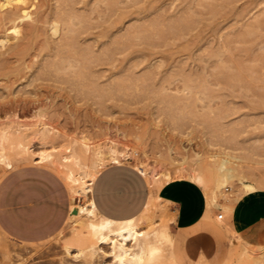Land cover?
I'll return each instance as SVG.
<instances>
[{
	"label": "rangeland",
	"instance_id": "374dc122",
	"mask_svg": "<svg viewBox=\"0 0 264 264\" xmlns=\"http://www.w3.org/2000/svg\"><path fill=\"white\" fill-rule=\"evenodd\" d=\"M112 1L0 0V22L10 8L23 13L6 25L0 56L24 42L9 61L0 59V136L22 128L35 152L57 155L73 146L81 151L83 137L91 154L115 146L119 162L145 170L152 189L174 178L194 180L208 198L204 220L213 210L205 226L176 228L167 204L151 197L139 228L168 232L173 264H264V0ZM38 19L41 29L30 34ZM216 25L222 30L214 36ZM225 160L234 176L219 189ZM34 163H0V181L35 165L56 172L72 192L57 169ZM243 182L255 190L246 192ZM89 203L77 200L63 230L44 242L0 233V264H80L64 245L82 222L99 220L85 210Z\"/></svg>",
	"mask_w": 264,
	"mask_h": 264
},
{
	"label": "crops",
	"instance_id": "0c3cea01",
	"mask_svg": "<svg viewBox=\"0 0 264 264\" xmlns=\"http://www.w3.org/2000/svg\"><path fill=\"white\" fill-rule=\"evenodd\" d=\"M151 197L167 204L173 224L180 230L198 223L199 228L205 226L212 217L213 210L204 220L208 198L199 183L174 178L152 189L146 175L127 163L116 162L103 168L90 193L96 212L118 221L139 216ZM75 202L68 185L56 172L35 165L18 167L0 181V233L26 243L49 240L66 226Z\"/></svg>",
	"mask_w": 264,
	"mask_h": 264
},
{
	"label": "bare ground",
	"instance_id": "6f19581e",
	"mask_svg": "<svg viewBox=\"0 0 264 264\" xmlns=\"http://www.w3.org/2000/svg\"><path fill=\"white\" fill-rule=\"evenodd\" d=\"M112 2H115V0H113ZM253 3H255V2L253 1ZM256 4L258 5V2ZM244 9L246 10L247 8L243 7V9H239L238 11H240L243 15H245ZM250 11H253V10L250 9ZM246 12H247V10H246ZM236 13H237V11H236ZM242 14H240V15H242ZM236 15L237 16H235L234 19L239 21L240 26H241L242 21L239 20L241 17L239 14H236ZM22 18H23V13L19 12L18 7L17 8L16 7L10 8L6 12L4 11V13L1 16V22H0V42L2 40H4V38H6L5 35H6V31L8 29V28L6 29V25L10 24L11 22H15V21L17 22L20 19L22 20ZM242 18L244 19V17H242ZM189 20H191V19H189ZM233 21H229V22H233ZM39 22H40V20L38 19L33 24H31L30 29H29L30 34L35 32V31L38 32V30L41 29ZM224 23L225 22H223V25H224ZM239 23H237V24H239ZM244 23H246V22H244ZM188 24L190 26V23H188ZM260 24L262 25L263 23H260ZM218 25H216L215 28L213 27L214 28L213 35L215 34V32L222 30L221 29L222 25L221 26H218ZM226 25H228V24H226ZM248 25H249V23H248ZM209 26H211V25H209ZM228 26H230V25H228ZM231 26H234V25H231ZM244 26H245V24H244ZM249 26H252V25H249ZM187 27H188V25H187ZM237 27H239V26H237ZM203 30H206V29H203ZM239 30L242 31V27ZM263 30H264V28H263ZM41 32H43V31H41ZM238 32L240 33V31H238ZM226 33H227V31H226ZM226 33L224 32V35ZM233 33H234V31H233ZM259 33L263 34V31L261 32L259 30ZM33 34H35V33H33ZM199 34L197 35V37L199 36ZM248 34L250 35V33H248ZM66 35L67 34H63L62 35L63 38ZM216 35H217V33H216ZM218 35H219V33H218ZM221 35H223V34L221 33ZM226 35H228V34H226ZM233 35H235V34H233ZM62 36H60L61 38L59 37L60 39H58L56 41V45L60 44V41L63 40ZM209 36L210 37L212 36L211 33L209 34ZM211 39H212V37H211ZM211 39H209V40H211ZM242 39H243V37H242ZM242 39H240V40H242ZM259 40L262 42V40L260 38H259ZM205 41H207V40H204V42ZM212 42H213V40H212ZM254 42H256V41H254ZM248 43L250 46L251 45L250 42H248ZM23 44H24V42H19L18 44L13 45L11 51L18 50L20 48V46H23ZM202 44H203V42H202ZM263 44H264V42H263ZM261 45H262V43L259 44L260 47H261ZM255 47H253V48H255ZM250 48L251 47H249V49ZM223 49H224V47L222 48V50ZM247 49H248V47H247ZM257 49H259V48H257ZM219 50H221V49L219 48ZM222 50H221V52H224ZM260 50H262V49H259L257 51L260 52ZM250 51H248V52H250ZM6 52H8V51H6ZM10 52H9V54H10ZM3 53H5V52H3ZM16 53H19V52H16ZM251 53L252 52H250V54ZM9 54H6V55L2 54V56H0V59L2 60V62H5V61L7 62L10 60ZM7 55H9V56H7ZM16 55L19 56V54H16ZM230 55H231V53H230ZM244 55H245V52H244ZM262 55L264 56V54H262ZM263 56H261V57H263ZM33 57H35V56H33ZM35 63H37V62L35 61ZM230 66H232V65H230ZM240 68H241V66H240ZM244 70H246V68ZM219 83H220V81H219ZM216 84L218 85V82ZM230 85H231V83H230ZM244 85L246 86L247 84L245 83ZM21 129L22 128H17V129H14L13 131L12 130L2 131V134L0 136V163L10 167V166H12V164L15 160H17V161L18 160H20V161L25 160V161L35 162V163L40 164V165L44 164L46 166L54 167L55 169H57L58 173H60L62 176H64V178L68 181L70 188L72 189V194H73L74 200L77 202V200H81V198H83V197L89 198V202H90L89 207L85 210H88V212L99 217L98 221H84L81 223V225H83V229L79 230L73 236L71 241L67 242L64 245V249H65L64 253L65 254H67L69 256L71 255L75 259H79V261L81 262L80 264H171L174 261L172 258L169 259L170 258L169 254H171V248L167 246V244L169 243V239H170L167 231H165L161 228H151L149 230H141L139 228L140 220L147 214V212L151 208V205L153 203L152 198L149 200L146 208L144 209V211L139 216L132 218V219H129V220H123V221L111 220V219L100 216L96 212L95 206H94V204L90 198L92 183H93L95 177L97 176V174L102 170V168L105 165V162L107 160H110V161H113L114 163H116V162H119V159L123 156L122 153L115 146H109L106 151L98 148V149L94 150L93 154H91V146L86 141V138L83 137V139L81 140V146H82L81 151L77 150L76 147L73 146L72 148L71 147L68 148L67 151L64 153L60 152L61 154H59V155L55 154L53 151H44V150L39 151L37 153L32 149L31 146H29V144L26 143L25 136H24L25 132L22 133L24 129L23 130H21ZM38 133H40V132H37V134ZM47 135L48 134L46 132H44L43 136H42L43 139H46ZM71 149H73L72 152H71ZM88 154H91L90 162H87V155ZM227 162H229V161L225 160L220 165L219 177L217 178L219 189L222 188L226 183H228L229 180L234 176L232 174L233 168H231V167L225 168V165ZM140 170L145 174V170H143V169H140ZM193 178L196 180H199V181L203 180V178L200 175H193ZM243 185L246 189V192H251V191L255 190V186L251 183L243 182ZM220 215H222V217H223V214H218L219 218H220ZM107 257L111 258L110 262H107V260H106ZM59 263L60 264H68L64 260L59 262Z\"/></svg>",
	"mask_w": 264,
	"mask_h": 264
},
{
	"label": "built area",
	"instance_id": "2783aa9c",
	"mask_svg": "<svg viewBox=\"0 0 264 264\" xmlns=\"http://www.w3.org/2000/svg\"><path fill=\"white\" fill-rule=\"evenodd\" d=\"M220 218H223L222 215H220Z\"/></svg>",
	"mask_w": 264,
	"mask_h": 264
}]
</instances>
